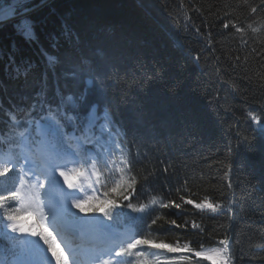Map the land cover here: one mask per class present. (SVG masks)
Masks as SVG:
<instances>
[{"label": "trees", "instance_id": "16d2710c", "mask_svg": "<svg viewBox=\"0 0 264 264\" xmlns=\"http://www.w3.org/2000/svg\"><path fill=\"white\" fill-rule=\"evenodd\" d=\"M29 18L31 41L16 21L0 25V128L45 80L49 97L80 91L64 60L91 57L90 99L110 112L137 177L130 202L147 205L125 213L141 238L178 249L139 246L143 257L212 264L195 253L227 239L229 264H264V134L248 116L264 117V0H47ZM43 51L60 58L55 73ZM205 197L221 208L184 202Z\"/></svg>", "mask_w": 264, "mask_h": 264}, {"label": "snow or ice", "instance_id": "6c2138e0", "mask_svg": "<svg viewBox=\"0 0 264 264\" xmlns=\"http://www.w3.org/2000/svg\"><path fill=\"white\" fill-rule=\"evenodd\" d=\"M28 2L0 0V24L16 21V31L31 41L35 39V33L29 18L31 9L26 6ZM224 27L228 28L229 24L225 23ZM237 31L241 29L237 28ZM42 54L48 68L55 73L60 58L47 51ZM64 63V78L82 85L80 91L65 94L57 86L53 96L49 97L45 80V87L34 94L27 108L16 106L5 111L7 120L3 123L7 128H0V193L6 194H0V228L4 229V238L10 241L9 247L15 251L13 259L6 257L3 264H52L53 260L55 264H125V258L134 252L137 257L145 256L144 252L135 251L138 246L177 251L163 241L133 239L126 233L113 231L114 222L120 216L121 202L129 201L137 177L130 175V161L113 139L110 112L101 108L98 98L90 99L98 76L96 62L81 54L75 59L66 57ZM248 116L264 134V117L252 112ZM244 139L247 141V137ZM85 145L94 146L95 151L86 149ZM117 151L122 167L116 165ZM89 160L91 164H87ZM114 165L119 178L109 187L108 180L114 176L111 171ZM105 172L109 173L108 177H105ZM59 178H63V185L73 191H65ZM98 187L106 189L102 198L95 195ZM89 189L93 194L81 198L79 194L87 193ZM184 202L194 204L199 210L216 212L221 208L219 203L209 202L208 197L199 203L191 199ZM126 207L133 212H145L147 209L145 204L136 206L131 202ZM175 207L179 209L181 204H175ZM72 208L85 216L77 217L71 212ZM227 210L232 211V208ZM22 213L29 214L32 221L21 219ZM89 213L101 216H89ZM58 216H71L86 225L87 234L93 235L98 243L87 248L72 247L70 240L63 239L62 243L69 249L65 252L56 239L64 232ZM170 223L183 227L175 220ZM49 225L56 235L49 230ZM9 232L19 235L8 236ZM80 234L83 235V231ZM220 244L224 247L197 251L195 255L212 261V264H229V241L224 239ZM141 264H149L146 257Z\"/></svg>", "mask_w": 264, "mask_h": 264}, {"label": "rangeland", "instance_id": "374dc122", "mask_svg": "<svg viewBox=\"0 0 264 264\" xmlns=\"http://www.w3.org/2000/svg\"><path fill=\"white\" fill-rule=\"evenodd\" d=\"M34 0H29V2H33ZM47 1V0H39L38 2H35V3H33V4H30V5H26L28 8H30L31 9V11H33V10H35V9H37V8H39L42 4H44L45 2ZM28 2V3H29ZM27 3V4H28ZM253 124H254V126L255 127H257L258 129H260V127H258L257 126V124L255 123V122H253ZM105 139H107V137H105ZM117 142V141H116ZM116 155H117V159H116V165H119V152L117 151V153H116ZM111 157H109V159H110ZM120 166V165H119ZM41 179H43V178H41ZM82 193H84V192H81L80 194H82ZM21 219H23V220H26V221H28V222H31L32 221V217L29 215V214H27V213H22L21 214ZM49 230L50 231H53V234L54 235H56V233H55V231H54V229L52 228V226L51 225H49ZM9 234H11V235H19V234H12V233H10L9 232ZM30 239H38V238H36V237H29ZM56 239H57V242L58 243H60L61 244V247L62 248H64V250H65V252H68V248L67 247H65V245H64V243H62V240H63V238L61 237V236H59V235H57L56 236ZM42 242V241H41ZM40 242V243H41ZM44 248H46L47 246L46 245H43V244H41ZM48 255L50 256V253H48ZM52 264H53V262H52Z\"/></svg>", "mask_w": 264, "mask_h": 264}]
</instances>
